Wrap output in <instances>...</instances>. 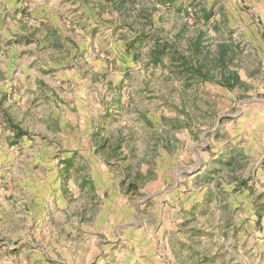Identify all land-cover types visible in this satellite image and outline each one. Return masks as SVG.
<instances>
[{
    "label": "rangeland",
    "instance_id": "rangeland-1",
    "mask_svg": "<svg viewBox=\"0 0 264 264\" xmlns=\"http://www.w3.org/2000/svg\"><path fill=\"white\" fill-rule=\"evenodd\" d=\"M162 1L0 0V264H264V0Z\"/></svg>",
    "mask_w": 264,
    "mask_h": 264
},
{
    "label": "trees",
    "instance_id": "trees-1",
    "mask_svg": "<svg viewBox=\"0 0 264 264\" xmlns=\"http://www.w3.org/2000/svg\"><path fill=\"white\" fill-rule=\"evenodd\" d=\"M163 1H165V0H163ZM162 1V2H163ZM171 1V0H170ZM172 2V1H171ZM195 67H193V69H194ZM194 70H196V71H199V69H198V67L197 68H195ZM230 158H235L234 156H231ZM240 161L239 160H236V161H228V164H229V166H231V168L233 169V170H235L234 168H235V166H236V164H238ZM240 165V164H239Z\"/></svg>",
    "mask_w": 264,
    "mask_h": 264
}]
</instances>
